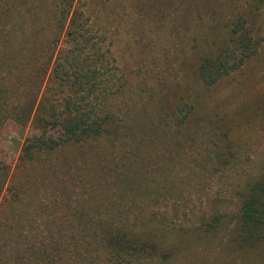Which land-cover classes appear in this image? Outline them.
<instances>
[{"label":"rangeland","instance_id":"374dc122","mask_svg":"<svg viewBox=\"0 0 264 264\" xmlns=\"http://www.w3.org/2000/svg\"><path fill=\"white\" fill-rule=\"evenodd\" d=\"M22 2L15 11L22 10L19 18L30 27L24 48L30 45L28 53L36 52L34 61L42 66L35 72L28 67L18 87L36 86L33 115L41 105L60 113L70 91L58 86L52 70L62 60L68 64L76 50L91 47V60H102V72L113 76L110 88L109 79L95 74L100 82L95 93L103 97L94 105L120 128L17 166L35 131L30 124L5 123L0 264H163L150 257L117 261L103 241L118 229L183 244L188 264H264V246L236 252L230 243L242 199L264 175V6L253 10L251 0ZM61 8H67L65 18L57 12ZM251 11L258 13V53L215 86L203 87L190 68L195 46L217 48L231 20L242 12L252 16ZM2 61L4 82L10 73ZM168 104L171 110L161 109ZM176 106L182 111L174 116ZM160 115L165 132L156 134L147 125L154 121L157 128ZM20 180L26 200L15 211L6 199ZM134 182L143 188L137 190ZM215 216L218 227L200 236L197 229ZM29 243L38 250L36 258L21 247Z\"/></svg>","mask_w":264,"mask_h":264},{"label":"trees","instance_id":"16d2710c","mask_svg":"<svg viewBox=\"0 0 264 264\" xmlns=\"http://www.w3.org/2000/svg\"><path fill=\"white\" fill-rule=\"evenodd\" d=\"M66 2L69 0H61L58 5H64ZM251 2L253 10L256 11L264 6V0H251ZM22 3V0H0V34L4 35L2 38L0 37V40H3L0 41V58L3 59L2 65H5L6 73H10V78L4 79L5 84L2 80L0 81V130L5 123L12 122L21 126L30 124L35 131L34 135L25 140L21 149L20 163L17 166H26L34 159L38 160L41 154L61 152L69 146H83L99 137L117 134L120 128V124L116 123L114 119H109L110 115L102 114L105 111L104 108L94 105V103L98 104V99L101 96L103 97L100 92L95 93L94 87L100 85V82L94 80L95 74H98L100 79H109L110 88L113 76L102 72L104 71L102 60H97V63L94 59L91 60L95 54L90 51L91 47H88L86 51H82V48L76 50L75 54H71L68 64L62 60V67L52 70L57 77H55L56 80L59 81L58 86L63 89L66 87L70 91L60 113H56V116L54 112H50L51 107L41 105L42 109L38 107L33 115L32 110L37 97L36 86L31 88L27 86L25 91L24 88L18 91V87L20 83L23 85L26 81L27 77L24 75L25 77L21 78V76L22 74L27 75L28 67L35 66L33 68L35 72L42 66L37 63V60L34 61L36 52L28 53L30 45L24 48L30 40V31H28L30 27L19 18L22 10L15 11V7L19 8ZM66 9L61 8L57 11L62 16H59L60 18H65ZM256 11L250 12L252 16L248 12L237 14L231 20L227 38L217 48L204 50L203 45L195 46L190 68L193 69L200 85L205 88L215 86L222 79L238 71L247 60L256 56L262 41L254 31V22L258 14ZM251 19L254 20L253 23ZM9 31L11 32L9 33ZM96 51L100 53L99 50ZM30 78L29 83L33 77L30 75ZM10 83L13 84L9 86ZM32 84L30 85L33 86ZM19 99L26 100L19 101ZM168 99L166 101L170 103ZM170 104L167 107L162 106L161 109L171 110L173 106ZM178 108L176 106L172 110V115L177 116L178 111H182L181 108ZM189 111H192V107L180 118V123L188 118ZM165 115H169V113ZM156 120H159L157 128L153 125L154 121L147 126L156 134L165 132L163 124H161L162 116H157ZM159 136L157 135L156 138L158 139ZM132 152L134 151L132 150ZM2 171L4 168L0 164V172ZM22 182L23 180H20L12 186L14 191L6 199L9 207L12 206L11 210L17 211L22 208L23 204L21 203L26 200L22 195ZM134 183L137 190L143 188L141 184ZM219 223L220 218L213 217L208 222H204V228L197 229L198 234L209 236ZM197 230H195L196 233ZM113 232L114 234L103 242L119 262H124L126 259L131 261L141 257H150L152 261L158 258L163 264H188L183 244L167 242L164 237L156 233L147 232L137 236L119 229ZM3 237L1 236L0 239ZM230 243L236 252L238 250H240L239 252L255 250L264 246V175L252 183L244 195L236 217V231L231 237ZM21 247L25 250V254L32 253L36 258L38 250L33 247L32 243H29L27 247L21 244ZM20 258L22 259L21 256ZM241 264L243 263L241 262Z\"/></svg>","mask_w":264,"mask_h":264}]
</instances>
